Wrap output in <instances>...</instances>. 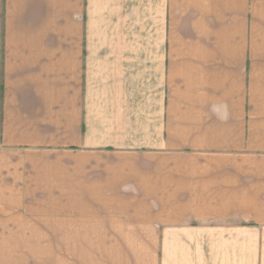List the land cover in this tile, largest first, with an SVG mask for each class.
Returning <instances> with one entry per match:
<instances>
[{"label": "crops", "instance_id": "1", "mask_svg": "<svg viewBox=\"0 0 264 264\" xmlns=\"http://www.w3.org/2000/svg\"><path fill=\"white\" fill-rule=\"evenodd\" d=\"M0 264H264V0H0Z\"/></svg>", "mask_w": 264, "mask_h": 264}, {"label": "rangeland", "instance_id": "2", "mask_svg": "<svg viewBox=\"0 0 264 264\" xmlns=\"http://www.w3.org/2000/svg\"><path fill=\"white\" fill-rule=\"evenodd\" d=\"M48 237L51 236H29V237H24V236H8V242L11 240L13 245L17 248V255L23 251L24 247L28 245V248L30 252H32V249L35 247L36 248V241L38 242L39 240L41 241V244L44 245L47 243L46 241L48 240ZM14 252V251H13ZM20 257V256H19Z\"/></svg>", "mask_w": 264, "mask_h": 264}]
</instances>
